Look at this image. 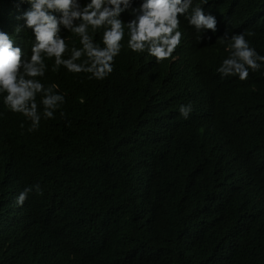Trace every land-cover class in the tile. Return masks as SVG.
<instances>
[{
	"label": "trees",
	"instance_id": "16d2710c",
	"mask_svg": "<svg viewBox=\"0 0 264 264\" xmlns=\"http://www.w3.org/2000/svg\"><path fill=\"white\" fill-rule=\"evenodd\" d=\"M13 1L0 0V31L30 59L35 36L16 33ZM204 7L217 31L179 17L181 56L196 49L221 62L231 49L219 38L246 31L264 56V0ZM124 31L103 79L44 58L41 81L64 102L36 130L0 99V212H16L19 194L40 186L0 229V264H264V65L246 80H220L213 100L185 119L179 108L190 101L170 57L135 53Z\"/></svg>",
	"mask_w": 264,
	"mask_h": 264
},
{
	"label": "clouds",
	"instance_id": "9594fccd",
	"mask_svg": "<svg viewBox=\"0 0 264 264\" xmlns=\"http://www.w3.org/2000/svg\"><path fill=\"white\" fill-rule=\"evenodd\" d=\"M207 3L208 0H199L193 6V0H14L13 4L19 6L11 12L17 23L16 33L25 27L31 29L36 43L30 59H24L21 43L0 31V99L8 110L32 122L29 131L36 130L42 119L53 118L64 102V94L57 92L56 85L47 87L41 81L47 70L44 58L54 60L56 67L64 66L70 72L103 79L113 70L114 57L121 50L127 30L128 47L135 53L157 61L170 57L168 63L190 101L179 108L187 119L192 106H205L213 100L220 80H230L231 76L246 80L250 70L259 71L264 65V56L250 46L248 37L253 33L248 31L231 35L226 32L219 38L229 41L231 49L228 58H222L221 62L196 49L180 55L187 27L183 23L179 26V17L184 16L197 32L217 31L215 16L206 15L212 13L205 9ZM101 27H105L103 34ZM93 33L101 34L99 42L93 40ZM72 37H78L80 46L68 45ZM66 52L70 53L65 55ZM39 98L42 109L36 103ZM33 188L40 192L38 184L26 187L17 198L16 212L13 209L0 212L1 230L23 216V204ZM230 190L231 186L224 192Z\"/></svg>",
	"mask_w": 264,
	"mask_h": 264
}]
</instances>
